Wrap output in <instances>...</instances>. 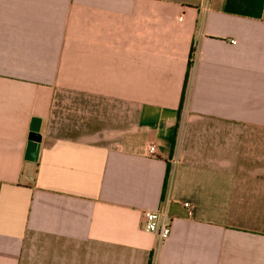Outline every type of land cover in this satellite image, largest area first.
I'll list each match as a JSON object with an SVG mask.
<instances>
[{"label":"crops","instance_id":"1","mask_svg":"<svg viewBox=\"0 0 264 264\" xmlns=\"http://www.w3.org/2000/svg\"><path fill=\"white\" fill-rule=\"evenodd\" d=\"M0 264H264V0H0Z\"/></svg>","mask_w":264,"mask_h":264},{"label":"built area","instance_id":"2","mask_svg":"<svg viewBox=\"0 0 264 264\" xmlns=\"http://www.w3.org/2000/svg\"><path fill=\"white\" fill-rule=\"evenodd\" d=\"M150 154L154 153V146L148 147ZM183 207L190 213L191 208L189 203H184ZM144 230L148 233L156 235L160 242L165 241L171 232V221L166 211H144L142 213Z\"/></svg>","mask_w":264,"mask_h":264},{"label":"water","instance_id":"3","mask_svg":"<svg viewBox=\"0 0 264 264\" xmlns=\"http://www.w3.org/2000/svg\"><path fill=\"white\" fill-rule=\"evenodd\" d=\"M39 126H40L39 120L35 119L33 120L29 129L27 149H26L27 159L29 161H35L38 154L39 145H40Z\"/></svg>","mask_w":264,"mask_h":264},{"label":"trees","instance_id":"4","mask_svg":"<svg viewBox=\"0 0 264 264\" xmlns=\"http://www.w3.org/2000/svg\"><path fill=\"white\" fill-rule=\"evenodd\" d=\"M190 60H191V56H190ZM190 64H191V61H189V63H188V67H190Z\"/></svg>","mask_w":264,"mask_h":264}]
</instances>
